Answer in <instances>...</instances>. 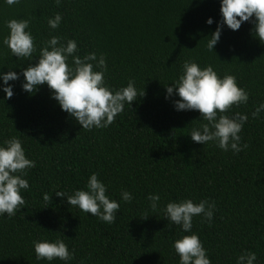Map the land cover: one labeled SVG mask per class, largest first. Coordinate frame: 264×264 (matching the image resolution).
Segmentation results:
<instances>
[{
	"label": "trees",
	"instance_id": "16d2710c",
	"mask_svg": "<svg viewBox=\"0 0 264 264\" xmlns=\"http://www.w3.org/2000/svg\"><path fill=\"white\" fill-rule=\"evenodd\" d=\"M56 13L62 21L51 30L47 20ZM11 19L30 20L37 51L30 59L16 58L0 43V73L19 75L36 63L51 36H59L74 39L81 57H106L108 87L118 90L133 80L140 95L107 128L85 130L50 98L47 85L30 95L21 89V76L9 82L10 99L0 92V144L18 137L35 162L24 177L29 189L21 192L23 209L0 217V264H49L36 260L33 241L56 239L73 253L70 264H180L172 245L193 233L211 264H236L245 251L264 264V112L251 115L264 103V42L252 23L237 31L225 26L212 53L207 42L221 20L220 0H20L11 6L0 0V41ZM188 60L211 65L221 78L234 75L248 92V103L227 113L249 117L239 133L241 145H248L243 151L193 142L189 134L207 121L198 111L174 110L178 97L165 98ZM93 173L120 205L113 224L55 195L86 190ZM121 191L132 193L130 203ZM46 193L50 203L43 200ZM149 194L160 196L158 211L150 208ZM185 199L215 202L212 222L193 217L191 232L184 233L168 221L166 204Z\"/></svg>",
	"mask_w": 264,
	"mask_h": 264
},
{
	"label": "clouds",
	"instance_id": "9594fccd",
	"mask_svg": "<svg viewBox=\"0 0 264 264\" xmlns=\"http://www.w3.org/2000/svg\"><path fill=\"white\" fill-rule=\"evenodd\" d=\"M5 2L11 6L20 0ZM60 3L61 0H56L57 5ZM220 16L216 30L208 38L207 49L210 52L213 53L225 26L237 31L245 22L253 24L255 37L264 42V0H220ZM61 21L62 15L56 13L47 20V24L51 30H56ZM205 23L211 26L213 19L208 18ZM29 25V19H11L6 22L8 35L0 43L16 58L30 59L37 51ZM77 53L74 39L62 42L61 37L51 36L39 49V57L34 65L30 63L19 75L14 71L0 73V92L4 93L5 100L10 99L14 95V84L9 82H15L22 76L23 92L31 95L40 86L47 85L50 98L82 129L107 128L124 111L125 105L130 106L140 93L133 80L118 90L106 85L104 77L107 63L103 54L97 57L95 52H91L81 57ZM69 57L71 64L68 63ZM173 96L178 97L173 102L174 110L198 111L200 120L207 121L191 131L189 136L193 142L202 145L213 143L220 150H231L233 154L248 147L247 144L241 145L239 135L249 119L248 115L239 112L227 114L233 106L246 105L249 100L248 92L238 86L234 75L225 74L221 78L211 65L201 68L195 61H185L178 79L166 87L165 98ZM262 112L264 103L255 108L252 118H259ZM34 167L35 162L26 158L18 137H11L0 144V217L6 214L11 218L23 209L25 200L21 192L29 189V182L24 177L27 170ZM54 192L56 197L64 198L68 205L102 222L113 224L117 219L120 205L110 199L107 186L98 179L96 173L88 178L86 190H75L72 195L59 190ZM120 195L125 203L133 199L132 193L128 191H121ZM51 197L52 194L46 193L43 200L50 203ZM146 199L152 211L159 210L161 198L158 194H149ZM215 207V202L208 200L193 203L191 199H185L167 203L163 211L168 221L178 225L182 232L190 233L193 217L200 216L211 223ZM172 247L179 256L180 264H211L206 249L195 233L177 239ZM33 251L37 261L45 260L49 264L56 259L63 264H70L73 260V253L64 239L33 241ZM256 260L254 252L245 251L236 258V264H255Z\"/></svg>",
	"mask_w": 264,
	"mask_h": 264
}]
</instances>
